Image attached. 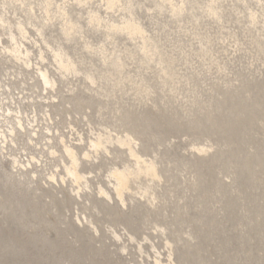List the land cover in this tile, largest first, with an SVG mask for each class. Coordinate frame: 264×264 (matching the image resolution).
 I'll use <instances>...</instances> for the list:
<instances>
[{
	"label": "rangeland",
	"instance_id": "rangeland-1",
	"mask_svg": "<svg viewBox=\"0 0 264 264\" xmlns=\"http://www.w3.org/2000/svg\"><path fill=\"white\" fill-rule=\"evenodd\" d=\"M0 264H264V0H0Z\"/></svg>",
	"mask_w": 264,
	"mask_h": 264
},
{
	"label": "bare ground",
	"instance_id": "bare-ground-1",
	"mask_svg": "<svg viewBox=\"0 0 264 264\" xmlns=\"http://www.w3.org/2000/svg\"><path fill=\"white\" fill-rule=\"evenodd\" d=\"M117 176V180H118V182L121 184L122 183V179H121V177L119 176V175H116Z\"/></svg>",
	"mask_w": 264,
	"mask_h": 264
}]
</instances>
